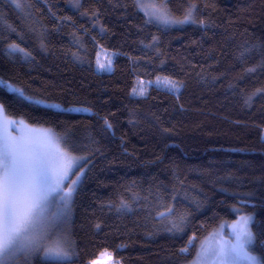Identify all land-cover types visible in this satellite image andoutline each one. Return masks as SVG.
<instances>
[{
	"label": "trees",
	"instance_id": "obj_1",
	"mask_svg": "<svg viewBox=\"0 0 264 264\" xmlns=\"http://www.w3.org/2000/svg\"><path fill=\"white\" fill-rule=\"evenodd\" d=\"M157 2L175 19L194 6L191 19L160 26L138 0H0V80L24 94L0 90V105L86 157L75 257L20 264H92L106 249L113 264H183L242 213L264 259V0ZM100 48L112 71L96 69ZM157 76L181 89L134 95Z\"/></svg>",
	"mask_w": 264,
	"mask_h": 264
},
{
	"label": "snow or ice",
	"instance_id": "obj_2",
	"mask_svg": "<svg viewBox=\"0 0 264 264\" xmlns=\"http://www.w3.org/2000/svg\"><path fill=\"white\" fill-rule=\"evenodd\" d=\"M167 2L169 0H165ZM192 10L194 6L185 20L179 22L190 20ZM156 19L164 24L173 22L166 14ZM172 87L176 85L172 84ZM0 90L24 95L3 80H0ZM16 123L6 120L3 105H0V264H15L14 257L18 252L27 254L41 250L47 258L68 261L71 253L66 250L63 240L58 239L53 246L46 247H42V241L56 235L53 231L56 214L46 216V212L54 193L62 191L64 181L69 178L74 158L61 148L59 138L50 129L25 126L29 135L11 136L7 125ZM19 123L23 124L22 121ZM76 183L72 181L73 185ZM73 191L74 187L61 196L65 206ZM250 221L251 217H241L233 226L234 242L225 241L218 250L206 253L214 257L213 264H264V259L249 251L254 239L248 229ZM192 244L193 241H189V245Z\"/></svg>",
	"mask_w": 264,
	"mask_h": 264
},
{
	"label": "rangeland",
	"instance_id": "obj_3",
	"mask_svg": "<svg viewBox=\"0 0 264 264\" xmlns=\"http://www.w3.org/2000/svg\"><path fill=\"white\" fill-rule=\"evenodd\" d=\"M8 1L14 4L16 7H19L22 5V0H8ZM138 1L140 2V10L147 16V18L150 21L160 26L180 27L185 23V22L184 23L179 22V21H184L185 19L173 18L168 13L166 7L163 4L158 3L157 0H138ZM165 14L168 19L173 21L172 23L164 24L160 22V20L156 19L157 16L165 15ZM115 54H116L115 52L109 49L100 48L98 55H97L96 63H95L96 69L101 72L112 71ZM100 65H105V67L101 68ZM172 84H175L176 87L173 88ZM136 86L137 88H136V91L134 92V95L136 96L145 95L147 92V89H149L151 86L163 87L171 91H175V92L181 89V84H179L177 80H174L166 76H157L155 79H152L149 81L139 80ZM6 120L17 122L14 125L12 124L7 125V131L13 137L29 135V133L26 131L25 126H27V128L29 129H47L43 127L29 125L25 123L23 120L11 117L8 114H6ZM21 121L23 122V124L19 123ZM52 133L56 137L59 138V136L56 133H54L53 131ZM262 136L264 139V131H263ZM60 146L64 151L68 152L63 147L61 140H60ZM68 153L71 155V157L74 158L72 162L73 166L71 168V173L69 174V178L64 181L62 191H58L54 193V195L50 199L49 206L46 212V216H50L53 213L56 214V218H55L56 228L53 230L56 232V235L52 236L51 239L42 241V247L53 246L58 239L63 240L65 242L66 250L71 253V259H72L75 257V250H74L75 247L70 238V230H69L70 219H71L70 211H71V207L73 206V200H74L75 193L85 173V166H84L85 163L84 162L86 160V157L77 156V155L71 154L70 152ZM72 181H77V183L73 185ZM73 187H74V191L72 192V196L67 200L66 206H65V201L61 199V196L63 195L64 192L69 191ZM243 216L251 217V221L248 225V229L251 231L254 237V234L252 231V223L254 220V215L245 214V213L238 214L237 218L233 220L222 221L218 227H216L214 230H212L207 235L200 238L195 243L196 247H195V253L193 257L190 260L185 261L183 264H213L214 257L210 255H206V253H211L214 250H218L225 241L234 242V236H232L233 226L236 225L237 222L240 220V218ZM253 243H254V239H253L252 244L249 246V251L252 254L256 255L255 253L251 251V246L253 245ZM38 256H40L43 260H46V261H56L54 259L45 257L43 250L31 252L27 254L25 252H18L16 256L14 257V261H15V264H20L19 259L22 257V259L31 263ZM113 263H114L113 252L107 249L103 250L97 258L92 260V264H113ZM24 264H27V263H24Z\"/></svg>",
	"mask_w": 264,
	"mask_h": 264
}]
</instances>
